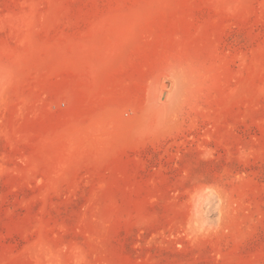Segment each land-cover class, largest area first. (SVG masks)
<instances>
[{
    "label": "rangeland",
    "instance_id": "rangeland-1",
    "mask_svg": "<svg viewBox=\"0 0 264 264\" xmlns=\"http://www.w3.org/2000/svg\"><path fill=\"white\" fill-rule=\"evenodd\" d=\"M0 264H264V0H0Z\"/></svg>",
    "mask_w": 264,
    "mask_h": 264
}]
</instances>
